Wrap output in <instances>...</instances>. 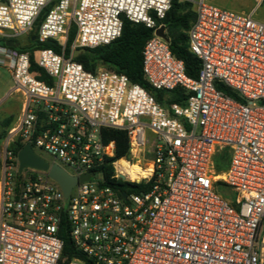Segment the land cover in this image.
<instances>
[{"label":"built area","instance_id":"obj_1","mask_svg":"<svg viewBox=\"0 0 264 264\" xmlns=\"http://www.w3.org/2000/svg\"><path fill=\"white\" fill-rule=\"evenodd\" d=\"M173 1L0 2V66L13 79L9 95L23 98L3 141L0 264H59L63 221L86 259L68 264H264V23L189 0L196 19L188 46L201 60L192 79L169 39L156 34L164 27L168 38L162 21ZM45 12L38 41L65 45L74 27L73 50L109 45L125 20L152 30L142 52L144 79L156 90L183 89L184 104L166 109L126 75L89 72L52 49L39 51L37 63L53 85L38 80L30 53L6 42L29 36ZM104 129L128 134L126 157L115 159ZM17 141L48 154L50 166L71 177L93 176L66 198L47 171L19 174ZM221 151L229 164L217 180L213 159ZM121 160L150 170L132 175ZM219 182L234 202L217 194Z\"/></svg>","mask_w":264,"mask_h":264},{"label":"trees","instance_id":"obj_2","mask_svg":"<svg viewBox=\"0 0 264 264\" xmlns=\"http://www.w3.org/2000/svg\"><path fill=\"white\" fill-rule=\"evenodd\" d=\"M46 12L38 19L31 34V46L20 47V51L29 52L31 56V73L36 78L48 85H53V80L42 70L37 63V53L43 49H52L58 54L71 58L76 50L72 49L73 42L76 38V28H72L69 38L65 45L56 41H47L40 43L37 39L38 29L44 20ZM196 19L193 11V5L189 2L174 0L170 11L162 23L168 29V39L170 49L173 55L182 60L185 65V71L188 77L198 79L201 70V60L189 51L188 31ZM152 30L142 24H134L129 20L124 21L121 36L109 45L99 46L95 49H86L85 53L80 54L73 61L83 65L84 69L95 73L98 68H105L119 74L126 75L130 82L138 84L145 88L162 107L169 109L171 104H184V90L177 88L173 91H161L152 88L144 79L143 75V57L142 52L146 42L152 37ZM227 95L236 97L230 90L224 87H218ZM14 122L13 116H9L0 122L3 132L0 135V143L6 138L9 129ZM102 136L105 143L113 142L115 144V159L126 157L129 150L128 134L125 131L104 129ZM23 148V145L17 141L14 144V155ZM228 154L226 151L216 153L213 162L217 175L222 174L228 166ZM106 177H110L114 171L112 167H106ZM219 184H222L219 182ZM138 187V185H134ZM60 237L63 241V251L59 264H68L72 259L86 261L83 254L78 251L72 241L68 225L63 221L60 228ZM90 264V262H88Z\"/></svg>","mask_w":264,"mask_h":264},{"label":"rangeland","instance_id":"obj_3","mask_svg":"<svg viewBox=\"0 0 264 264\" xmlns=\"http://www.w3.org/2000/svg\"><path fill=\"white\" fill-rule=\"evenodd\" d=\"M180 1L191 3L189 0H180ZM206 2L220 9L232 11L238 14H243V15L252 14L254 20L264 23V2L260 3L258 0H206ZM31 36L32 34H30L27 37L22 36L16 39L14 42L17 45V48L31 46L32 44ZM1 43L4 44L3 41H1ZM37 57H38V53H37ZM99 69H105V68L100 67L97 69V71ZM12 86H13V79L10 75V72L7 69L0 66V98L6 96L5 97L6 102L2 105V107H0V122L9 116H13L15 121L20 115V105L23 98L22 95L18 93H12L11 95H9V90ZM6 93L8 94L6 95ZM2 132H3V127L0 125V135L2 134ZM3 141L0 143V160L3 156ZM36 152L40 156L45 158L48 162L51 163L53 162L52 158L48 154L38 149H36ZM228 164H229V158H228ZM142 167H144V165H142ZM68 172H70V170H68ZM218 176H222V174ZM98 178H100V176H98ZM215 191L226 201L234 202L235 193L231 189L224 186L223 184L215 185Z\"/></svg>","mask_w":264,"mask_h":264},{"label":"water","instance_id":"obj_4","mask_svg":"<svg viewBox=\"0 0 264 264\" xmlns=\"http://www.w3.org/2000/svg\"><path fill=\"white\" fill-rule=\"evenodd\" d=\"M156 34L168 41L167 36L164 34V27L159 29ZM6 45L10 47H15V42L9 41L6 42ZM85 52L86 49H77L73 54V58H77L80 54ZM18 162L19 174H22L23 170L27 168L44 172L47 171L49 173V177L61 186L66 198L69 197L72 188L78 182L87 181L91 176H93V173L86 174L80 179L69 176L67 172H65V170H63L60 166L56 164L50 166L48 161H46L44 158L35 153L30 144L25 145L20 150V152L18 153ZM123 196L126 197L125 194Z\"/></svg>","mask_w":264,"mask_h":264},{"label":"bare ground","instance_id":"obj_5","mask_svg":"<svg viewBox=\"0 0 264 264\" xmlns=\"http://www.w3.org/2000/svg\"><path fill=\"white\" fill-rule=\"evenodd\" d=\"M118 166L122 167L123 169H125L126 171H128L130 174H142L145 175L147 174V172H149L150 167L148 166L147 170H144L141 168V166L137 163L134 165H129L126 160H121L118 164ZM222 176H217V180L221 179Z\"/></svg>","mask_w":264,"mask_h":264},{"label":"crops","instance_id":"obj_6","mask_svg":"<svg viewBox=\"0 0 264 264\" xmlns=\"http://www.w3.org/2000/svg\"><path fill=\"white\" fill-rule=\"evenodd\" d=\"M0 1H2V0H0ZM27 37V36H26ZM15 46L17 47V45L15 44ZM18 49H20V48H18ZM11 75V74H10ZM12 77V76H11ZM12 88H13V86L10 88V90H9V94H10V92H11V90H12ZM8 93H6V95H7ZM6 97V96H5ZM5 97H1L0 98V101H1V105H0V107H2V105L6 102V98ZM21 103H22V101H21ZM20 110H21V105H20ZM11 114V113H10ZM2 175H3V170H2V161L0 160V179L2 178Z\"/></svg>","mask_w":264,"mask_h":264}]
</instances>
